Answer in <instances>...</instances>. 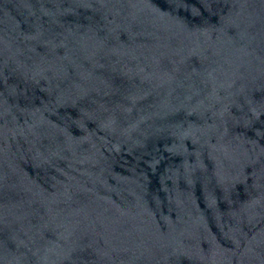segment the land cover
Here are the masks:
<instances>
[{
    "label": "water",
    "instance_id": "water-1",
    "mask_svg": "<svg viewBox=\"0 0 264 264\" xmlns=\"http://www.w3.org/2000/svg\"><path fill=\"white\" fill-rule=\"evenodd\" d=\"M0 264H264V0H0Z\"/></svg>",
    "mask_w": 264,
    "mask_h": 264
}]
</instances>
